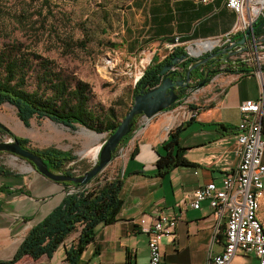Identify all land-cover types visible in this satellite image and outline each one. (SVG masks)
Here are the masks:
<instances>
[{"label": "crops", "instance_id": "0c3cea01", "mask_svg": "<svg viewBox=\"0 0 264 264\" xmlns=\"http://www.w3.org/2000/svg\"><path fill=\"white\" fill-rule=\"evenodd\" d=\"M124 13L125 52L147 65L167 57L171 53L167 46L174 39H179L177 48L185 50L191 46L190 55L195 56L203 51L202 43L222 42L238 22V17L224 6V0H130ZM237 36L232 39L238 41ZM261 90L264 73L259 77L255 70L221 72L189 93L179 105L149 119L140 134L130 135L111 162L122 158L115 173L123 179L117 220L97 227L79 264H148L149 237L141 232L138 223L153 212L180 216L173 234L159 240L160 264H206L209 257L220 254L225 244L226 214L216 217L207 200L200 203L198 210L190 203L197 188L209 183L220 188L222 179L235 169L238 106L257 99ZM142 121L144 117L136 120ZM17 124L23 125L19 119ZM76 127L81 126L75 125L71 130ZM177 127L181 128V154L190 165L158 176L156 161L164 154L163 145L170 130ZM19 130L22 133L13 134L30 140L24 128ZM49 146L70 152L58 140L43 148ZM12 158L13 165L5 166L11 174H0V261L13 258L30 229L57 207L66 194L61 183L45 178L27 161ZM258 217L264 219V191ZM79 230L78 227L69 234L51 257H23L16 264H67L65 251L76 243ZM229 264H258V260L254 255L237 252Z\"/></svg>", "mask_w": 264, "mask_h": 264}, {"label": "trees", "instance_id": "16d2710c", "mask_svg": "<svg viewBox=\"0 0 264 264\" xmlns=\"http://www.w3.org/2000/svg\"><path fill=\"white\" fill-rule=\"evenodd\" d=\"M43 2L47 3V0ZM254 26V38H264V15ZM36 44L37 42L25 45L14 40L0 48V106L7 103L14 107L17 118L25 127L35 118L48 119L70 129L79 125L97 134L112 133L120 122L117 109L114 106L104 108L94 103L89 83L78 79L73 73L57 69L52 60L43 57L35 49ZM183 52V48H176L159 63L148 65L143 76L134 85L132 98L141 89V85L157 74L155 69L162 68L172 57ZM228 62L224 69L226 72H251V67L241 61H235V64L230 60ZM261 71L264 73V65ZM180 103L181 101L175 103L169 109ZM262 129L264 131L263 119ZM180 131L181 128L177 127L168 134V140L163 145L164 154L156 161L158 176H164L173 168L190 165L181 154ZM3 133L5 132L0 131V134ZM130 135L123 139L120 147L125 145ZM15 140L22 147L29 148V139L15 136ZM29 149L40 156L54 173L76 176L74 170L79 166L82 173L88 169L83 160L53 146ZM0 174L11 172L0 164ZM61 184L66 194L60 204L30 229L13 258L0 261V264H16L23 257L33 260L43 255L51 257L65 238L77 231L78 227L80 230L76 243L65 251V261L67 264H79L82 252L94 240L97 227L116 222L122 206L120 193L123 179L119 174L110 178L102 172L86 185H74L70 182Z\"/></svg>", "mask_w": 264, "mask_h": 264}, {"label": "rangeland", "instance_id": "374dc122", "mask_svg": "<svg viewBox=\"0 0 264 264\" xmlns=\"http://www.w3.org/2000/svg\"><path fill=\"white\" fill-rule=\"evenodd\" d=\"M43 1L0 0V48L14 40L25 45L37 42L35 49L43 57L52 60L57 69L73 73L78 79L89 83L94 94L93 102L104 108L114 106L121 121L133 101L135 84L131 76L148 66L145 61L139 64L140 58L125 52L122 40L126 27L124 11L128 0ZM255 44L261 57L264 55V48H260L263 42ZM107 57L118 60L114 73L110 74L104 66ZM231 59L245 60L248 67L264 65V60L257 61L254 51L239 52ZM128 62L132 64L130 71L125 67ZM0 118L4 119V122H0L15 135L22 133L19 129L24 128V132L30 136L29 148L41 149L49 144L54 145L58 140L73 156L83 157L81 160L87 165V170L95 161L96 147L107 137L106 133L97 134L83 127L71 130L48 119L34 118L28 127L19 126L16 110L7 103L0 106ZM8 139L6 133L0 134V141ZM9 155L0 153L1 165H13L14 158ZM121 160L119 158L110 164L104 173L108 177L114 176L118 169L117 163ZM74 172L76 176L83 174L81 166Z\"/></svg>", "mask_w": 264, "mask_h": 264}, {"label": "built area", "instance_id": "2783aa9c", "mask_svg": "<svg viewBox=\"0 0 264 264\" xmlns=\"http://www.w3.org/2000/svg\"><path fill=\"white\" fill-rule=\"evenodd\" d=\"M213 1V0H203ZM224 6L232 11L238 22L227 33L222 42L214 43V47L233 46L235 40L232 36L239 35L251 28L253 24L264 15V0H224ZM179 39H174L167 49L172 52L177 47ZM204 42V43H208ZM263 44L260 48H263ZM247 51H254L257 61L264 60L257 53L255 38L251 35L247 39ZM210 48V49H212ZM186 49H193L191 46ZM238 49V48H236ZM241 61L245 64V60ZM143 63L140 59L139 64ZM118 60L107 57L105 68L111 74L116 71ZM227 62L222 67L225 69ZM125 67L131 70L132 64L126 63ZM251 67V66H249ZM261 67H252L259 77H262ZM143 70L146 68L142 67ZM143 70L137 71L132 77L134 84L143 76ZM225 72V71H224ZM131 75V73H129ZM264 105V90H261L255 100H246L238 106L240 120L237 124V165L235 169L222 179L221 187L214 183L197 188L193 193L190 206L200 209V203L207 200L209 207L216 217L226 214L224 237L225 244L220 254L209 257L206 264H229L237 252L254 255L258 264H264V219L258 217L259 201L264 191V131L262 129V107ZM149 119L136 122L131 135L140 134ZM120 149V148H119ZM73 191V190H71ZM149 217V218H148ZM143 216L139 220L141 232L148 235L149 259L148 264H160L161 252L159 240L166 235H172L177 226L180 216L168 217L162 213Z\"/></svg>", "mask_w": 264, "mask_h": 264}, {"label": "water", "instance_id": "95a60500", "mask_svg": "<svg viewBox=\"0 0 264 264\" xmlns=\"http://www.w3.org/2000/svg\"><path fill=\"white\" fill-rule=\"evenodd\" d=\"M257 22V21H256ZM255 22V23H256ZM254 23V24H255ZM239 34L240 39L235 41L233 46L219 47L217 53L209 54L203 60L196 61V58L209 50H204L191 56L188 49L183 53L171 58L170 64H165L160 69H155L157 73L151 77L143 88L133 97V102L124 117L119 122L117 128L107 135L106 139L96 147L97 153L92 167L80 176H69L62 173H54L47 163L29 148L22 147L16 140L15 135L0 122V131L9 135L6 141H0V153H8L15 158L27 161L35 170L45 178L56 182H70L74 185H86L100 175L111 164L115 153L118 151L123 139L132 133L136 120L139 117L151 119L158 113L168 110L175 103L184 100L189 93L200 89L208 83V73L203 79L196 83L192 76L200 77L199 67L207 60L221 57L216 62L227 63V57L233 56L239 52L247 51V39L253 35L255 26ZM264 38L255 39V43L263 42ZM174 43L173 40H171ZM238 48V49H236ZM264 48V45H263ZM191 57L193 59H191ZM211 64V63H210ZM222 68V67H221ZM250 71H254L252 69ZM224 72V69L212 72L215 76ZM214 76V77H215ZM179 90H185V93L179 94Z\"/></svg>", "mask_w": 264, "mask_h": 264}, {"label": "flooded vegetation", "instance_id": "af4514ba", "mask_svg": "<svg viewBox=\"0 0 264 264\" xmlns=\"http://www.w3.org/2000/svg\"><path fill=\"white\" fill-rule=\"evenodd\" d=\"M218 50H219V47H216V48H214V49H212L211 51H207V52H205V53H203L201 56H199V57H197L196 58V61H199V60H203V59H205L206 57H208L209 56V54H213V53H217L218 52ZM176 55H178V54H176ZM232 56H229V57H227V60H226V62H228L229 61V59L231 58ZM219 58H221L220 56L219 57H217V58H213V59H210V60H207L204 64H202L200 67H199V73L198 74H201V76L198 78V77H196V76H192L193 77V81H195L196 83H199L202 79H203V77L205 76V74L206 73H208L207 75H208V82L215 76L214 74H212V72L213 71H215V70H219V69H224L222 66L223 65H225V63L223 62V63H221V62H216V61H213V60H217V59H219ZM191 59H193L192 57H191ZM211 63V64H210ZM167 64H170V61L167 63ZM222 67V68H221ZM146 84V83H145ZM144 84V85H145ZM144 85H141L142 87L141 88H143L144 87ZM179 94H181V93H185V90H179V92H178Z\"/></svg>", "mask_w": 264, "mask_h": 264}, {"label": "bare ground", "instance_id": "6f19581e", "mask_svg": "<svg viewBox=\"0 0 264 264\" xmlns=\"http://www.w3.org/2000/svg\"><path fill=\"white\" fill-rule=\"evenodd\" d=\"M202 44H200V46L202 45L201 49H203V50L210 49V48H212V46H214V43H206V44L202 43ZM96 153H97V149H96L94 157L96 156Z\"/></svg>", "mask_w": 264, "mask_h": 264}]
</instances>
